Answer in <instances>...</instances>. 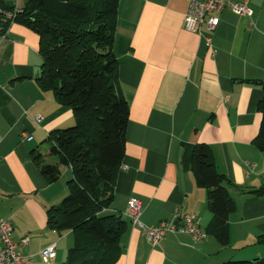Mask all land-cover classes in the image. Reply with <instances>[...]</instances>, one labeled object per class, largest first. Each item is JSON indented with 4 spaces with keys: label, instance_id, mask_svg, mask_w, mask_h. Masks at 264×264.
Instances as JSON below:
<instances>
[{
    "label": "crops",
    "instance_id": "obj_1",
    "mask_svg": "<svg viewBox=\"0 0 264 264\" xmlns=\"http://www.w3.org/2000/svg\"><path fill=\"white\" fill-rule=\"evenodd\" d=\"M190 1L119 0L112 49L129 116L107 212L122 215L128 227L115 264H223L264 257V194L254 193L264 190V152L252 144L264 96L258 84L264 81V0L249 2L250 18L228 8L218 13L212 48L183 28ZM15 3L0 0V7ZM5 35L0 38V218L9 219L15 242L28 239L18 251L32 257L30 264H67L72 234L48 229L46 217L68 194L67 182L59 177L47 183L33 158L48 134L70 127L74 117L36 83L42 64L38 36L20 22ZM36 115L42 117L38 125ZM197 143L209 147L216 170L233 184L228 190L236 211L228 217V245L210 236L195 242L190 235L166 234L153 247L125 216L131 198L140 202L139 220L148 227L173 220L176 211L193 214L203 230L212 219L206 190L196 186L185 164ZM65 171L70 168L61 174ZM69 237L63 252L60 244ZM51 244L56 254L44 262L39 252Z\"/></svg>",
    "mask_w": 264,
    "mask_h": 264
},
{
    "label": "trees",
    "instance_id": "obj_2",
    "mask_svg": "<svg viewBox=\"0 0 264 264\" xmlns=\"http://www.w3.org/2000/svg\"><path fill=\"white\" fill-rule=\"evenodd\" d=\"M118 4L119 0H25L13 22L23 23L38 36L42 64L36 83L69 108L75 121L46 138L58 157L56 165L44 164L40 153L33 158L50 184L59 179L63 168H70L68 194L59 206L46 211L48 229L72 234L67 264H115L128 227L122 215L107 212L124 157L129 116L112 49ZM8 25L0 22L3 29ZM258 84L264 92V81ZM257 110L261 123L252 144L264 152V96ZM185 164L196 186L206 190L212 214L206 233L219 245H228V217L236 211L228 190L233 184L218 173L206 144L192 145ZM254 193L263 195L264 190ZM223 264H264V257Z\"/></svg>",
    "mask_w": 264,
    "mask_h": 264
},
{
    "label": "built area",
    "instance_id": "obj_3",
    "mask_svg": "<svg viewBox=\"0 0 264 264\" xmlns=\"http://www.w3.org/2000/svg\"><path fill=\"white\" fill-rule=\"evenodd\" d=\"M251 0H191L183 15V28L192 33H197L208 48L211 45V33L220 22L218 13L228 8L233 14L238 16L251 17L253 12L248 6ZM21 13L18 0L13 7L3 9L0 7V22L9 24L7 28L0 27V38L5 37L6 32L14 19ZM213 53L215 50L213 49ZM42 117H33L35 125L40 124ZM32 137L24 135V140L29 141ZM250 168L254 165L250 164ZM142 206L137 199L131 198L128 201L125 216L130 219L133 226L139 227L147 237L151 246H157L166 234H186L190 235L195 242H200L208 237V234L200 226L199 220L193 214H182L176 211L174 219L167 222L161 221L155 227L145 226L140 222L139 217ZM13 228L9 219L0 218V264H30L32 257L22 255L18 251L20 245L28 243L27 238H22L18 243L12 239ZM56 244H51L39 252V256L44 262H48L55 254Z\"/></svg>",
    "mask_w": 264,
    "mask_h": 264
},
{
    "label": "rangeland",
    "instance_id": "obj_4",
    "mask_svg": "<svg viewBox=\"0 0 264 264\" xmlns=\"http://www.w3.org/2000/svg\"><path fill=\"white\" fill-rule=\"evenodd\" d=\"M19 6L23 7L25 0H19ZM75 124V121L73 123V125ZM71 125V126H73ZM41 149H40V154H42L43 156V162L44 164H48V165H56L58 163V157L54 154L51 153V149H52V144L49 142H42V144L40 145ZM71 179V172H67L65 171L64 173H62L60 175V181L61 183H66L68 180ZM63 200V199H62ZM61 200V201H62ZM60 201V203H61ZM71 245V238H65L63 240V242L60 244V248L62 249L63 252H65V250ZM67 260V259H66ZM235 261H246V260H235Z\"/></svg>",
    "mask_w": 264,
    "mask_h": 264
}]
</instances>
